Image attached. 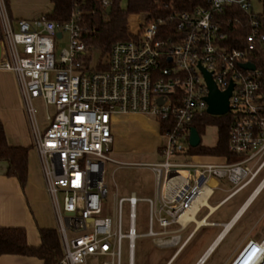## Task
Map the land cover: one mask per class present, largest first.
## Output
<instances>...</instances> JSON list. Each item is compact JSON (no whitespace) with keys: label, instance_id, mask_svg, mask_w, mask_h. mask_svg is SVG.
Returning a JSON list of instances; mask_svg holds the SVG:
<instances>
[{"label":"built area","instance_id":"obj_1","mask_svg":"<svg viewBox=\"0 0 264 264\" xmlns=\"http://www.w3.org/2000/svg\"><path fill=\"white\" fill-rule=\"evenodd\" d=\"M101 1L106 8L110 5L109 0ZM253 1L203 0L165 19L136 15L133 37L115 42L106 68L95 70L89 66L91 50L82 39L83 12L78 7L63 22L47 15L14 18L7 0H0V69L12 71L18 83L56 218L62 247L59 264H124L125 254L126 264H134L139 236L150 237L157 247L177 245L179 234L172 227L199 199L208 202L214 192L228 191L214 206L218 207L264 169V70L253 62L255 52L264 50V0H256L257 9ZM227 7L247 17L242 47L226 43L219 15ZM234 21L237 25V18ZM64 37L67 43L57 58L56 48ZM248 62L255 68L241 66ZM202 69L220 91L232 83L227 148L242 156L238 161H206L188 153L193 119L208 114ZM37 99L54 107L52 114L46 113L44 128L36 117ZM120 113L142 114L158 122V153L164 160H115L111 122ZM181 154L191 160H170ZM108 162L148 168L155 179V196L132 192L117 199L115 217L105 215ZM261 186L264 174L249 197ZM139 201L148 206L145 233L136 229ZM204 207L208 205L200 204L197 211ZM229 264H264V235L247 240Z\"/></svg>","mask_w":264,"mask_h":264},{"label":"rangeland","instance_id":"obj_2","mask_svg":"<svg viewBox=\"0 0 264 264\" xmlns=\"http://www.w3.org/2000/svg\"><path fill=\"white\" fill-rule=\"evenodd\" d=\"M12 16L15 18H28L30 15H37L40 11H48L50 8V0H7ZM254 8H258V2L253 1ZM52 11V10H51ZM50 11V12H51ZM49 12V13H50ZM40 16V15H39ZM38 17V16H37ZM130 21L128 17V28L133 31L136 26V17ZM66 37H64L56 48V57L60 50L66 46ZM90 55L89 66L94 67L99 60V52L92 50ZM105 60V59H102ZM5 69H0L3 71ZM12 73L14 86L6 88L7 95L12 99L15 97V91L19 93V87L14 73L10 70H5ZM8 78V77H7ZM9 79V78H8ZM8 81V80H7ZM16 89V90H15ZM15 99V98H14ZM37 109L36 117L40 128H44L48 122L45 119L46 113H53V106H45L41 100H35ZM139 120H134L127 131L123 135L119 145V152H115L112 145L111 155L122 163L133 162H155L164 160V156L158 153L155 148H152L157 142L158 136L150 127L154 123L153 118L143 115ZM27 120V119H26ZM149 121V122H148ZM151 122V123H150ZM28 124V121H27ZM148 124L150 127L148 128ZM29 126V124H28ZM201 144L206 146H213L217 141V127L215 124H206L203 132L200 134ZM171 161H188L190 157L186 155L171 156ZM264 174V169L255 178V180L236 193L234 196L226 200L218 206L208 221L226 222L240 205L243 204L245 198L249 195L255 185L259 182ZM105 183L108 188L106 197L103 198L104 214L109 217H115L117 212V199L128 195L134 191L137 196H148L152 192L154 186V176L152 172L146 167L127 166L119 163H106L105 165ZM228 188V186H223ZM228 191H216L209 198L208 203L213 206L227 195ZM60 195V202H61ZM209 209L203 208L197 214V219L202 220L208 214ZM264 187L259 194L252 200L250 205L239 216V220L234 227L226 234L220 245L215 249L212 255L206 260L204 264H217L218 261L229 253L235 246H238L248 236L264 235ZM193 227L191 224L186 233ZM222 226L204 225L201 226L189 240L187 245L182 249L180 254L172 262V264H179L180 262H194L211 240L215 237ZM136 229L138 233H145L148 229V206L145 202L139 201L136 205ZM175 247H156L150 237L139 236L135 240L134 250V264H154L155 260H159V264H163L167 258L175 251ZM127 263V254L124 257V264Z\"/></svg>","mask_w":264,"mask_h":264},{"label":"trees","instance_id":"obj_3","mask_svg":"<svg viewBox=\"0 0 264 264\" xmlns=\"http://www.w3.org/2000/svg\"><path fill=\"white\" fill-rule=\"evenodd\" d=\"M110 9L102 5L101 0H51L52 11L46 14L50 19L63 22L70 18L78 7L82 12L81 27L82 39L90 50L99 52V60L93 67L95 70H104L112 45L118 41H126L133 37L128 30V17L145 13L149 19H165L170 13L190 10L202 5L203 0H109ZM237 18L238 24H235ZM134 18L130 17V21ZM227 34L226 43L233 48L242 47L244 37L248 32L247 17L235 7H227L224 14L219 15ZM169 32H173L170 28ZM253 62L264 70V50L256 51ZM105 59V60H102ZM215 124L217 127V142L214 147H206L201 143L196 147H189L188 153L195 155H211L223 157L234 162L242 158L228 151V133L230 114L196 116L192 121L199 135L206 124ZM28 147L11 146L7 143L4 129L0 122V161L6 163L5 175L15 177L21 187L27 178ZM40 244L30 246L27 243L26 231L23 227H0V256L14 254L36 257L44 264H59L62 257V247L56 229H39Z\"/></svg>","mask_w":264,"mask_h":264},{"label":"crops","instance_id":"obj_4","mask_svg":"<svg viewBox=\"0 0 264 264\" xmlns=\"http://www.w3.org/2000/svg\"><path fill=\"white\" fill-rule=\"evenodd\" d=\"M50 5V9L52 10L53 4L51 3V0ZM51 10L40 11L39 14L32 16L30 15L26 19L35 18L39 15H46ZM134 16L135 15H130L129 17ZM10 85L15 87L12 73H8L5 70L0 71V122L2 123L5 138L9 145L24 146L28 147L29 150L27 154V178L23 187H21L15 177H9L5 175L7 165L5 162L0 161V227H23L26 231V239L28 245L38 246L40 244L39 229H56V218L51 201L45 189L44 180L40 168L39 156L37 151L33 147V138L22 108L21 96L18 94L16 89L14 97L15 99H12L10 95L8 96L6 88ZM140 117L142 118L144 116L142 114L136 113H120L113 116L111 122V131L113 136L112 145L115 152H119L121 138L123 135L127 134L130 124L134 120H139ZM153 121V127H150V124H148V128L150 127L152 131L155 132V134L157 133L158 139L157 142L152 145V148H155L158 151V146L161 142L159 124L156 120L153 119ZM215 145L203 146L214 147ZM195 155L198 157V159L206 161H221L223 158L211 155ZM115 160L119 162L118 159L115 158ZM155 190L154 179V186L152 188L151 194L143 197H154L156 193ZM132 192L134 191H131L130 193ZM251 192L249 193V195L251 194ZM249 195L245 198V201L249 197ZM245 201L238 207L232 217L226 222L208 221V218L217 208L214 207L216 204L211 206L208 203L209 212L206 215L205 219H197L198 212L203 208L199 211L193 210L183 215V217L180 219L179 224H175L172 227V230L177 231V233L179 234V243L177 245L165 246L175 247L176 249L163 264H172V262L176 259L182 249L187 245L189 240L194 236L195 232L201 226H222L215 237L205 248V250L199 256H197L194 262L186 261L185 263H179L204 264L215 251V249L220 245L226 234H228V232H230V230L234 227L235 223L239 220V216L250 205L246 204L247 201ZM204 220H206L205 223ZM191 224H193L192 229L187 234H185ZM261 236L262 235H258L255 237L248 236L244 241H242V243H240L238 246H235L231 251H229V253L225 255L222 260L218 261L217 264H229V262L234 258L239 249L247 240L259 239ZM179 247L181 248L179 249ZM154 262V264L160 263L158 259ZM0 264H44V262L43 260L36 257L4 254L0 256Z\"/></svg>","mask_w":264,"mask_h":264},{"label":"water","instance_id":"obj_5","mask_svg":"<svg viewBox=\"0 0 264 264\" xmlns=\"http://www.w3.org/2000/svg\"><path fill=\"white\" fill-rule=\"evenodd\" d=\"M110 7H107V10H109ZM57 36H60V33L57 34ZM243 68L246 69H254L255 66L252 63H244L241 65ZM204 72L205 80L208 87V95L206 96L207 101V113L214 116L224 115L228 111V99L231 94L232 90V83L229 85V87L224 90L220 91L215 82L211 78V74L206 72L204 69H202ZM201 139L200 135L197 132V130L194 127L190 128V135H189V145L191 147H196L200 144Z\"/></svg>","mask_w":264,"mask_h":264},{"label":"bare ground","instance_id":"obj_6","mask_svg":"<svg viewBox=\"0 0 264 264\" xmlns=\"http://www.w3.org/2000/svg\"><path fill=\"white\" fill-rule=\"evenodd\" d=\"M263 187L261 186L259 189H258V191L260 192L261 190L260 189H262ZM256 192L254 195H251L249 198H248V200H247V202H246V204H250L251 202H252V200L257 196V194H259V192ZM206 204V205H208V202H206L204 199H199L198 201H197V203L195 204V206L193 207V209H191L190 211H193V210H197V207L200 205V204ZM190 211H187V212H190ZM186 212V213H187ZM185 213V214H186ZM184 214V215H185ZM205 221L206 220H204V223H205Z\"/></svg>","mask_w":264,"mask_h":264}]
</instances>
